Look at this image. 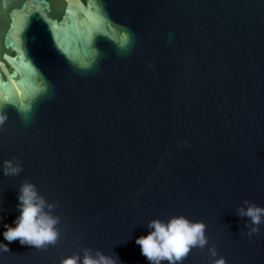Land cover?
<instances>
[{
	"label": "water",
	"instance_id": "1",
	"mask_svg": "<svg viewBox=\"0 0 264 264\" xmlns=\"http://www.w3.org/2000/svg\"><path fill=\"white\" fill-rule=\"evenodd\" d=\"M0 64V240L26 180L59 218L0 264H148L135 238L174 215L206 225L183 264H264L235 214L264 207V0H0Z\"/></svg>",
	"mask_w": 264,
	"mask_h": 264
},
{
	"label": "clouds",
	"instance_id": "2",
	"mask_svg": "<svg viewBox=\"0 0 264 264\" xmlns=\"http://www.w3.org/2000/svg\"><path fill=\"white\" fill-rule=\"evenodd\" d=\"M5 118L0 115V123ZM21 170L22 165L18 160L3 162L2 171L5 176L17 175ZM16 207L19 214L12 223L4 224L0 248L9 251V243L17 240L21 245L37 249L56 243L59 239L56 228L59 218L51 212L55 205L46 201L35 184L26 180L18 186ZM235 214L247 217L245 224H251L248 235L258 232V226L264 223V207L247 200L237 208ZM147 229L146 234L135 238V243L148 264H183L194 247L204 248L208 243L204 222L193 221L184 215H174L166 221L154 218L147 223ZM209 250L213 257L217 256L214 247ZM82 253L65 256L59 264H123L115 253L108 254L99 249L93 251L88 248L83 249ZM213 264H226V261L223 257H218Z\"/></svg>",
	"mask_w": 264,
	"mask_h": 264
},
{
	"label": "snow or ice",
	"instance_id": "3",
	"mask_svg": "<svg viewBox=\"0 0 264 264\" xmlns=\"http://www.w3.org/2000/svg\"><path fill=\"white\" fill-rule=\"evenodd\" d=\"M4 59H7V57H5ZM0 66H2V64H0Z\"/></svg>",
	"mask_w": 264,
	"mask_h": 264
}]
</instances>
